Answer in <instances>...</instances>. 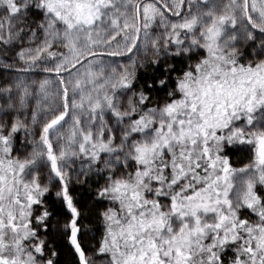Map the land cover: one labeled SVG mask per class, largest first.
I'll return each mask as SVG.
<instances>
[{
	"label": "snow or ice",
	"instance_id": "6c2138e0",
	"mask_svg": "<svg viewBox=\"0 0 264 264\" xmlns=\"http://www.w3.org/2000/svg\"><path fill=\"white\" fill-rule=\"evenodd\" d=\"M0 264H264V0H0Z\"/></svg>",
	"mask_w": 264,
	"mask_h": 264
}]
</instances>
